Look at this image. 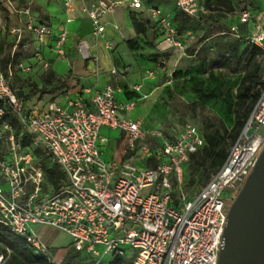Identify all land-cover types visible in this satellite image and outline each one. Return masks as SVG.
Listing matches in <instances>:
<instances>
[{
  "label": "built area",
  "instance_id": "1",
  "mask_svg": "<svg viewBox=\"0 0 264 264\" xmlns=\"http://www.w3.org/2000/svg\"><path fill=\"white\" fill-rule=\"evenodd\" d=\"M21 1H4L17 20L11 28L15 40L8 75L0 73V115L10 108L23 133L33 138L23 146L9 124L3 123L0 129V220L24 236L37 253L46 255L50 247L34 227L67 233L73 249L96 258L94 264H101L109 254L128 256V249L135 251L131 256L134 264H218L226 213L264 148V88L226 161L199 192L190 195L184 190L185 165L206 143L196 124L185 123L172 138H166L158 127L148 131L143 117L132 116L141 97L126 98L123 89L111 83L95 92L90 104L77 95L68 104L50 101L38 107L17 95L11 77L16 70L27 73L31 69L17 57L25 32L35 37L31 54L44 66L49 62L42 45L52 33L35 18L31 6ZM64 1L70 16L77 0ZM176 4L193 18L208 12L204 0H176ZM119 5L142 9L143 1L94 0L83 5L95 35L105 32L104 17ZM150 11L164 43L182 48L171 17L159 7ZM241 25L247 27V33L241 31ZM230 27L233 36L260 47L264 56V23L256 9H241ZM67 40L66 28L55 35L53 48L62 57ZM78 51L84 58L91 57L85 41L79 42ZM104 128L123 132L127 149L154 164H134L110 156ZM149 132L163 138L159 146L148 140ZM5 133L8 149L2 155ZM38 148L64 173L59 191L44 189V166L36 163ZM2 260L0 253V264Z\"/></svg>",
  "mask_w": 264,
  "mask_h": 264
},
{
  "label": "rangeland",
  "instance_id": "2",
  "mask_svg": "<svg viewBox=\"0 0 264 264\" xmlns=\"http://www.w3.org/2000/svg\"><path fill=\"white\" fill-rule=\"evenodd\" d=\"M166 1L170 0L149 2H153L157 7L166 11L168 16L175 15L178 11L177 5L173 4L171 7L165 8ZM230 1L233 4L231 11L227 10L225 4H218L216 0H212L207 5L208 12L203 19L195 20L186 16L184 19L186 28L182 31L179 30V26L183 19L175 21L179 32L177 38L182 41V48L168 45V43L162 44L165 41L163 32L157 28L152 15L148 14L154 23L153 28L149 29L146 34L136 33L133 37L125 38L128 43L126 52L122 51L123 48H117L116 44L117 53L115 54L114 50L112 56L108 55L109 59H113V65L119 67L120 70L128 68V72L124 74L117 72L114 76L112 75L111 82L114 86L121 87L128 96L141 97L139 106L133 114L144 118L143 125L148 131L158 127L166 138H172L188 122L196 124L201 129L210 122L216 125L227 123L228 120L222 113L218 101L206 95L205 92L212 86L220 85L228 93L234 94L240 73L217 66L215 43L222 36L220 31L214 30V25L232 23L237 13L243 8L256 9L259 21L264 23V0ZM132 12L139 13L140 11H130V13ZM241 30L244 33L248 31L245 26L241 27ZM5 35H7V31L4 30L3 24H0V68L3 55H6L9 50ZM102 40L99 36L96 37L97 42L102 43ZM110 49L108 48V50ZM91 59H95V62L99 64L97 56ZM109 69V67H102L100 72L107 74ZM120 96L123 95L120 94ZM110 136L108 145L110 156L124 162L153 165L154 162L150 163L140 153L128 150L126 138H117L116 130L112 134L110 133ZM148 140L159 146L163 138H155L149 132ZM7 142L8 133H5L2 143L3 152L8 149ZM36 163L51 166L46 158L37 160ZM191 178L192 175L188 171L187 179ZM201 185V175L197 174L194 183L188 184L185 191L193 194ZM53 188L52 183L46 179L45 189L53 190ZM34 230L39 233L38 227H34ZM60 238L63 240V244L67 243L64 235H61ZM65 251V248L51 247L54 264L60 263ZM128 253L129 255L126 257L130 258L134 256L135 251L128 249ZM112 259L111 254L106 255L101 264H108ZM89 261L95 263L96 258H91Z\"/></svg>",
  "mask_w": 264,
  "mask_h": 264
},
{
  "label": "trees",
  "instance_id": "3",
  "mask_svg": "<svg viewBox=\"0 0 264 264\" xmlns=\"http://www.w3.org/2000/svg\"><path fill=\"white\" fill-rule=\"evenodd\" d=\"M216 1L218 4H225L227 10H233V4L230 0ZM211 2L212 0H204L206 7ZM186 16L190 17L179 9L171 18L174 26L175 21L183 19L182 24L179 26L180 31L186 28L184 21ZM204 16L205 14L199 19L190 18L201 20ZM42 19L48 20L47 16L44 15ZM131 20L138 34H146L147 31L154 26L152 20L144 17L141 12H132ZM155 23L157 26V22ZM230 26L231 23L228 25L219 23L214 25V30L220 31V35L222 36L221 39L215 43L217 52L216 64L231 72L240 73V78L234 94L228 93L220 85L212 86L205 92L206 95L218 101L220 109L228 121L222 125L212 124L211 122L206 123L203 129L199 127L205 137L206 143L196 153L192 154L185 165L184 190H186L188 184L194 183V178L197 174L201 175L202 185L195 193L190 195H195L199 192L226 161L232 146L243 131L261 91L264 88V56L262 49L233 36ZM241 27H244V25H241L240 29ZM158 28L160 27L158 26ZM9 61L10 55L1 59L2 71L6 75H8ZM72 74L73 71L71 70L66 76H58L53 70L49 69L42 78V86H39L38 83L30 77L23 76L16 71L11 77V86L16 90L20 98L28 101L40 92L55 93L68 87V79ZM24 87H30L29 91H25ZM123 94L126 98L140 97L137 95L128 96L124 90ZM3 123H7L11 126L16 139L20 140L23 146H27L31 143L33 136L23 133L18 117L10 108H7L5 113L0 115V127ZM4 153L5 152H3L2 155ZM35 154L36 161L45 158L44 151L41 148L36 149ZM148 161L150 163L155 162L151 159ZM42 165L45 170L44 189L47 179L52 183L54 187L53 190L59 191L63 185V171L58 165H51L49 167L45 164ZM188 171L192 175L191 179H187ZM65 250L66 251L63 252L64 257L59 264H94L89 261L91 257L75 251L73 247L65 248ZM0 253L3 254L1 264H54L53 260H50L51 249L49 255L37 253L24 236L15 233L8 224L1 220ZM108 264H134V262L132 257L114 256Z\"/></svg>",
  "mask_w": 264,
  "mask_h": 264
},
{
  "label": "crops",
  "instance_id": "4",
  "mask_svg": "<svg viewBox=\"0 0 264 264\" xmlns=\"http://www.w3.org/2000/svg\"><path fill=\"white\" fill-rule=\"evenodd\" d=\"M4 1L5 0H0V24H3L4 30L7 31V35L5 36L7 38L6 40L7 44L9 45V50L6 55H3V57L10 55L11 59V52L14 46L13 42L15 40L14 34L11 33V28L17 20V15L9 12V10L6 9L4 6ZM92 1L94 0H77L75 2L74 11L70 15L72 17L71 21L67 20L70 16L66 12L64 0L21 1L23 5L31 6L35 18L39 22L47 24L52 29V33L42 45L43 56L45 60L49 62L48 66H44L42 62L35 59L31 54L33 46L36 44L35 37L30 32H25V37L21 47L19 48L20 52L17 54V57L28 62L31 66V69L27 73L16 70L17 73H21L23 76L30 77L35 82H37L39 86H42V78L49 69L53 70L58 76H66L71 70L73 71L72 76L68 79V87L55 93L40 92L27 101L30 105L42 107L50 101H57L60 104H68L69 100L77 97V95L82 96L84 101L87 104H90L91 96L95 92L101 90L109 83L113 84V82H111L112 75L114 76V74L117 72L120 74L128 72V68H126V71L125 68L120 70L119 67L114 66L113 59H109L108 57L113 55L112 52L114 50V53H117V50L115 49L117 45V48H123L122 51L126 52L128 43L125 38L129 36L133 37L134 34L137 33L131 20L130 11L139 10L144 17L149 18L148 14H151L150 8L157 7L155 4H153V2L149 1L157 0H142V9H134L128 5L117 6L115 11L108 13L104 17V21L106 22V30L100 35L94 34L92 21L83 11V5L89 4ZM173 4H176V0L166 1L165 8L171 7ZM163 12L165 15H167L166 11ZM43 15L47 16L48 20H43ZM173 16L174 15H169L171 18ZM64 28L68 30V40L65 45L66 55L62 57L56 52V50H54L53 47L55 44V35ZM98 36L99 38L103 39L102 43L96 41V37ZM81 41L86 42L89 52L91 53L90 58H84L83 55L78 51V44ZM162 44H164V42ZM108 48L111 49L108 50ZM96 56L98 57L99 64L95 62V59H91L92 57ZM102 67L110 68L107 71V74L100 72ZM113 69H116L117 72L113 73ZM0 73H3L2 67L0 68ZM24 88L25 91L30 89V87ZM48 94L49 97H47ZM133 113L134 111L132 112L133 117H141L134 115ZM103 131L109 136V145L111 137L110 133L112 134V132L115 130L104 128ZM116 132L118 136L117 138L125 137L123 132L118 130H116ZM38 232L50 249L51 247H72L71 237L63 231L53 227L38 226ZM61 235H64V237L67 239V243L63 244V240L60 238Z\"/></svg>",
  "mask_w": 264,
  "mask_h": 264
},
{
  "label": "water",
  "instance_id": "5",
  "mask_svg": "<svg viewBox=\"0 0 264 264\" xmlns=\"http://www.w3.org/2000/svg\"><path fill=\"white\" fill-rule=\"evenodd\" d=\"M218 264H264V148L231 202Z\"/></svg>",
  "mask_w": 264,
  "mask_h": 264
}]
</instances>
